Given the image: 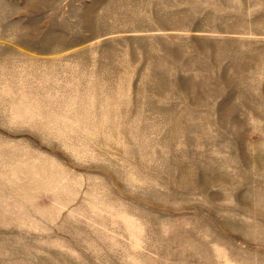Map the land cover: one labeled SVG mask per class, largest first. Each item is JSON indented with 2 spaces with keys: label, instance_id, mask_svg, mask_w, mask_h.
<instances>
[{
  "label": "rangeland",
  "instance_id": "374dc122",
  "mask_svg": "<svg viewBox=\"0 0 264 264\" xmlns=\"http://www.w3.org/2000/svg\"><path fill=\"white\" fill-rule=\"evenodd\" d=\"M0 264H264V0H0Z\"/></svg>",
  "mask_w": 264,
  "mask_h": 264
}]
</instances>
